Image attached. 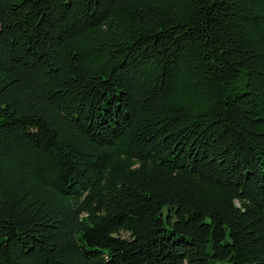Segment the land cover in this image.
Instances as JSON below:
<instances>
[{
  "label": "trees",
  "instance_id": "1",
  "mask_svg": "<svg viewBox=\"0 0 264 264\" xmlns=\"http://www.w3.org/2000/svg\"><path fill=\"white\" fill-rule=\"evenodd\" d=\"M0 264H264V0H0Z\"/></svg>",
  "mask_w": 264,
  "mask_h": 264
}]
</instances>
